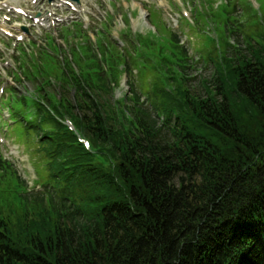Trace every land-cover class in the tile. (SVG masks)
<instances>
[{
  "label": "trees",
  "instance_id": "trees-1",
  "mask_svg": "<svg viewBox=\"0 0 264 264\" xmlns=\"http://www.w3.org/2000/svg\"><path fill=\"white\" fill-rule=\"evenodd\" d=\"M71 27L61 31L77 41L70 58L59 62L48 41L44 60L24 68L34 94L9 105L14 131L35 134L49 174L43 191L27 192L0 158L13 179L0 205V264H264V37L247 55L220 58L204 96L182 86L186 51L168 38L173 51L159 52L164 79L150 94L161 136L135 89L133 57L102 31L94 53L83 26ZM120 40L139 59L152 45L130 32ZM123 73L128 105L109 99Z\"/></svg>",
  "mask_w": 264,
  "mask_h": 264
},
{
  "label": "rangeland",
  "instance_id": "rangeland-1",
  "mask_svg": "<svg viewBox=\"0 0 264 264\" xmlns=\"http://www.w3.org/2000/svg\"><path fill=\"white\" fill-rule=\"evenodd\" d=\"M13 2L24 13H17L10 5ZM69 3L71 6L64 4V0L51 3L47 0H0V158L14 166L25 181L27 192L31 193L43 191L42 180L49 172L41 153L35 152L32 142L35 134L26 141L19 138L8 110L16 98L34 94L35 87L26 78L24 68L32 56L42 59L48 41L60 47L59 62L62 58H70L69 46L77 41L70 37L68 43L63 40L62 25L70 29L73 24L82 25L90 38L87 42L89 49L94 53H97L94 35L97 31L104 32L119 50L126 49L125 54L133 57L135 62L132 66L135 89L156 121L155 129L161 136L167 135V127L162 126V116L158 118L152 106L154 103L159 106V98L154 99L150 94H153L154 83L162 77L164 79L165 67L158 64V58L160 51L164 50L166 54L173 51L168 38L175 35L178 45L186 51L187 67L180 74L184 78L182 86L202 96L203 83L208 84L216 76L215 63L220 58L247 55L249 45L260 47L263 43L264 0H80L78 5ZM210 9L215 10V17L219 20L212 19L214 13L209 14ZM103 24L108 31H104ZM223 26L230 27L231 32ZM122 32L149 38L152 45L147 52L140 51L142 59H139V53L135 54L130 46L121 42ZM161 43L164 47L158 49ZM142 64L151 68L143 70L139 66ZM128 79L125 73L121 75L119 85L109 98L112 103L129 104L124 101L129 92ZM167 86L170 90L176 83ZM53 90L60 97V90ZM12 180L10 174L0 173V205L2 199L13 192Z\"/></svg>",
  "mask_w": 264,
  "mask_h": 264
},
{
  "label": "water",
  "instance_id": "water-1",
  "mask_svg": "<svg viewBox=\"0 0 264 264\" xmlns=\"http://www.w3.org/2000/svg\"><path fill=\"white\" fill-rule=\"evenodd\" d=\"M47 1H48V3H51L54 0H47ZM59 1H61V0H59ZM65 1L73 2V3L77 4V5L80 3V0H65ZM23 30L25 31L24 27H23Z\"/></svg>",
  "mask_w": 264,
  "mask_h": 264
},
{
  "label": "bare ground",
  "instance_id": "bare-ground-1",
  "mask_svg": "<svg viewBox=\"0 0 264 264\" xmlns=\"http://www.w3.org/2000/svg\"><path fill=\"white\" fill-rule=\"evenodd\" d=\"M10 5H11L12 7H15L16 9L20 8V7H18V6H14V2H13V3H10ZM20 9H21V8H20Z\"/></svg>",
  "mask_w": 264,
  "mask_h": 264
}]
</instances>
